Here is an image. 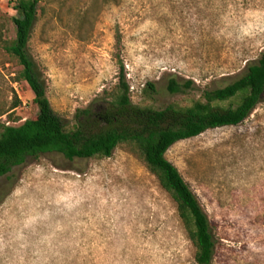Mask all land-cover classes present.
Returning <instances> with one entry per match:
<instances>
[{"label":"rangeland","instance_id":"obj_1","mask_svg":"<svg viewBox=\"0 0 264 264\" xmlns=\"http://www.w3.org/2000/svg\"><path fill=\"white\" fill-rule=\"evenodd\" d=\"M14 1L0 0L8 40ZM263 52L264 0H41L27 46L67 129L118 84L120 64L132 104L162 110L226 87ZM20 71L0 50V110L21 102L0 123L38 113ZM172 78L194 85L172 95ZM166 158L209 219L213 264H264V96L240 125ZM194 254L174 202L127 147L107 159L49 153L0 178V264H195Z\"/></svg>","mask_w":264,"mask_h":264},{"label":"trees","instance_id":"obj_2","mask_svg":"<svg viewBox=\"0 0 264 264\" xmlns=\"http://www.w3.org/2000/svg\"><path fill=\"white\" fill-rule=\"evenodd\" d=\"M40 1L13 2L17 13L12 19L13 40L4 37L0 25V50L21 67L17 80L26 83L38 109L34 118L18 126L0 123V178L27 159L49 153L60 154L68 161L107 159L117 148L127 147L174 202L177 217L195 249V264H213L215 240L209 219L179 171L167 160L166 153L176 143L207 131L236 127L252 114L264 96V52L226 87L206 90L188 106L172 104L162 110L132 104L124 67L120 64L118 84L111 92H104L100 105L94 102L78 111L75 125L67 129L53 111L45 81L27 53ZM193 85L192 81L180 83L172 78L167 91L172 95L182 94ZM147 91L154 92V87L148 84ZM20 105L15 98L9 110H0V118L6 116L9 121L12 111Z\"/></svg>","mask_w":264,"mask_h":264}]
</instances>
